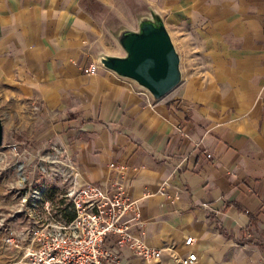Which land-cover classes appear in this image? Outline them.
Segmentation results:
<instances>
[{
    "label": "crops",
    "instance_id": "crops-1",
    "mask_svg": "<svg viewBox=\"0 0 264 264\" xmlns=\"http://www.w3.org/2000/svg\"><path fill=\"white\" fill-rule=\"evenodd\" d=\"M153 22L178 59L159 99L103 63ZM6 98L39 111L36 138L59 145L73 182L126 164L140 238L160 250L136 264L187 251L192 264H264V0H0L2 110ZM15 253L0 264H23Z\"/></svg>",
    "mask_w": 264,
    "mask_h": 264
},
{
    "label": "built area",
    "instance_id": "built-area-1",
    "mask_svg": "<svg viewBox=\"0 0 264 264\" xmlns=\"http://www.w3.org/2000/svg\"><path fill=\"white\" fill-rule=\"evenodd\" d=\"M96 66L89 63L82 72L93 74ZM209 158V154H205ZM105 181L71 183L63 198L67 216L50 212L46 199L39 198L41 190L22 197L20 203L31 208L29 217L35 225L25 231L24 243L7 233L5 244L21 248L18 261L23 264H136L133 259L152 262L160 250L147 246L140 238V212L136 199L126 189L128 167L110 160ZM163 184L159 192L163 193ZM43 217V220L41 218ZM192 237H184L182 244L190 245ZM128 252V256H123ZM195 254L187 251L175 257L176 264H192Z\"/></svg>",
    "mask_w": 264,
    "mask_h": 264
},
{
    "label": "rangeland",
    "instance_id": "rangeland-1",
    "mask_svg": "<svg viewBox=\"0 0 264 264\" xmlns=\"http://www.w3.org/2000/svg\"><path fill=\"white\" fill-rule=\"evenodd\" d=\"M6 103L11 106L0 109V257L5 262L14 259L18 250L22 252L5 244L6 234L23 244L25 231L35 225L29 217L30 206L20 203L21 198L41 190L39 198L48 201L50 212L67 216L63 192L74 175L64 162L66 157L54 151L59 145L55 148L49 140L36 138L42 130L39 111L25 101L18 107H12V99L6 98Z\"/></svg>",
    "mask_w": 264,
    "mask_h": 264
},
{
    "label": "water",
    "instance_id": "water-1",
    "mask_svg": "<svg viewBox=\"0 0 264 264\" xmlns=\"http://www.w3.org/2000/svg\"><path fill=\"white\" fill-rule=\"evenodd\" d=\"M124 58H109L103 63L116 73L134 80L153 99H159L179 82L178 59L169 39L157 23L143 24L138 33L122 39ZM0 123V143H1Z\"/></svg>",
    "mask_w": 264,
    "mask_h": 264
}]
</instances>
